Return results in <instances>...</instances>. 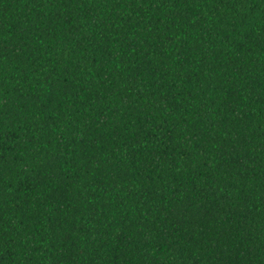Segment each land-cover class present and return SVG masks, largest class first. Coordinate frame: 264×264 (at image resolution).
I'll use <instances>...</instances> for the list:
<instances>
[{"label": "trees", "instance_id": "trees-1", "mask_svg": "<svg viewBox=\"0 0 264 264\" xmlns=\"http://www.w3.org/2000/svg\"><path fill=\"white\" fill-rule=\"evenodd\" d=\"M0 264H264V0H0Z\"/></svg>", "mask_w": 264, "mask_h": 264}]
</instances>
